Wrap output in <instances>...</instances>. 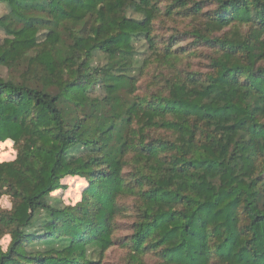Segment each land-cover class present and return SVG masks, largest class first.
Wrapping results in <instances>:
<instances>
[{
	"label": "trees",
	"instance_id": "16d2710c",
	"mask_svg": "<svg viewBox=\"0 0 264 264\" xmlns=\"http://www.w3.org/2000/svg\"><path fill=\"white\" fill-rule=\"evenodd\" d=\"M190 2L168 15L213 9L192 36L215 51L199 79L179 41L158 49L157 0H0V66L21 72L0 77L17 151L0 162V264H102L126 198L128 264H264V0ZM139 43L168 70L145 94ZM66 179L87 184L72 205Z\"/></svg>",
	"mask_w": 264,
	"mask_h": 264
},
{
	"label": "rangeland",
	"instance_id": "374dc122",
	"mask_svg": "<svg viewBox=\"0 0 264 264\" xmlns=\"http://www.w3.org/2000/svg\"><path fill=\"white\" fill-rule=\"evenodd\" d=\"M157 2L160 12L155 21L154 37L158 49L163 52L175 40L179 41V44L174 49L183 48L185 53H182L183 55L181 54V61L177 67L188 70V72L195 74V77L198 79L203 77L209 71L210 57L215 55V51L213 50L211 52L210 48L205 45H195V38L192 36L194 31L199 28L200 23L210 15L213 9L206 7L199 16H192L189 11L178 10L175 11L174 15H168L173 0H157ZM195 2H204L203 6L209 4V0H191L187 8H191ZM6 13V6L0 4V17ZM4 39L5 35L0 31V45H2ZM138 49L137 68L141 71L139 72V86L141 88L139 93L145 94V92L154 88L153 84L157 80H160L162 70H164V73L168 72V70L167 67L163 69L161 64L154 62L155 55H153V51L149 50L145 44L139 43ZM100 61L102 62V60ZM171 68L174 70L173 67ZM20 74L21 72L15 73L6 67L0 66V77L4 79H20ZM16 156L17 151L12 146L11 149L8 147L0 148V162L13 161ZM65 184L67 185V189L56 193L55 196L62 198L66 205L77 203L81 198V193H83L85 186H87L86 182L81 179H66ZM7 203L10 207L2 203H0V207L3 210H11L12 201L9 197ZM120 204L125 208V212L121 217L116 219V230L113 236L115 245L107 251L102 264H128L130 248L126 242L132 232V227L136 219V205L135 200L132 198L123 199ZM144 262L145 264H157L158 259L154 256H148Z\"/></svg>",
	"mask_w": 264,
	"mask_h": 264
},
{
	"label": "clouds",
	"instance_id": "9594fccd",
	"mask_svg": "<svg viewBox=\"0 0 264 264\" xmlns=\"http://www.w3.org/2000/svg\"><path fill=\"white\" fill-rule=\"evenodd\" d=\"M12 143L13 141L11 139H7L3 144H0V148L8 147L9 149H11ZM7 202H8L7 196L0 198V203L10 207V205ZM12 240L13 237L11 233H5L2 237H0V245H2L3 251H7L8 246L12 243Z\"/></svg>",
	"mask_w": 264,
	"mask_h": 264
}]
</instances>
